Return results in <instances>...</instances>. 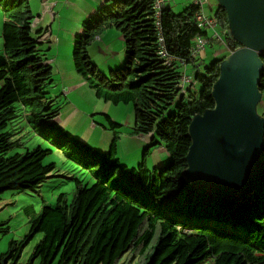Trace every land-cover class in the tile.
<instances>
[{
  "label": "trees",
  "instance_id": "trees-1",
  "mask_svg": "<svg viewBox=\"0 0 264 264\" xmlns=\"http://www.w3.org/2000/svg\"><path fill=\"white\" fill-rule=\"evenodd\" d=\"M112 2L83 24L65 20L69 21L65 35L81 28L80 34L75 32L73 64L97 99L94 114L72 134L57 122L74 100L61 101L48 91L57 85L54 65L49 62L55 49L52 41L40 43L39 37L49 28L35 32L30 0H0L6 16L0 49V194L37 192L55 167L45 163L51 149L39 145L16 151L25 143L17 138L27 128L17 130L24 119L30 129L23 137H39L61 150L77 170L69 178L74 181L71 205L58 216L54 210L47 214L53 213L54 218L39 215L25 238L10 242L8 252L0 255V264H23L24 251L37 234L43 238L24 264H127L125 254L133 247L131 263L145 252L149 256L145 264H264V219L256 220V208H260L254 202L256 195L240 202L213 201L195 190L183 174L191 146V121L215 107L212 90L223 58H213L203 67L199 57H192L198 39L208 35L196 19L202 12L218 19L222 37H211L213 45L232 38L227 12L218 4L208 12L191 3L177 13L170 4L162 11L159 32L154 0ZM50 28L54 35V25ZM117 30L123 39L124 59L105 73L94 63L89 48L98 37L104 38L105 31L113 39ZM161 37L170 61L160 54ZM104 42L110 45L107 39ZM238 47L235 43L234 49ZM261 58L264 62V53ZM184 71L192 82L183 83ZM259 89L263 101L258 112L264 117V71ZM111 106L132 107L133 135L153 136L139 163L133 164L138 169H128L132 163L126 156L130 154L124 155L122 146L117 151V140L123 137L109 113ZM100 137L114 139L111 154L88 155L90 143L96 144ZM157 145L165 147L169 160L151 172L147 165ZM83 169L92 174L87 183L79 176ZM55 170L59 172L57 166ZM130 184L134 190L128 197ZM104 205L110 210L104 209L107 223L99 227V234L93 215ZM8 225V221L0 222V232L8 233ZM177 225L191 233H182ZM141 235L144 239L135 241Z\"/></svg>",
  "mask_w": 264,
  "mask_h": 264
},
{
  "label": "water",
  "instance_id": "water-1",
  "mask_svg": "<svg viewBox=\"0 0 264 264\" xmlns=\"http://www.w3.org/2000/svg\"><path fill=\"white\" fill-rule=\"evenodd\" d=\"M241 46L222 61L213 85L215 107L190 125L186 178L204 196L240 200L264 178V117L258 112L264 62V0H216Z\"/></svg>",
  "mask_w": 264,
  "mask_h": 264
},
{
  "label": "rangeland",
  "instance_id": "rangeland-1",
  "mask_svg": "<svg viewBox=\"0 0 264 264\" xmlns=\"http://www.w3.org/2000/svg\"><path fill=\"white\" fill-rule=\"evenodd\" d=\"M115 0H110L106 3V5L112 4ZM193 3L192 0H177L176 5L172 8L175 12L179 13L183 11L189 4ZM216 0H210V5L206 7V10L209 12L211 7H214L217 5ZM31 6L34 12H38L40 8V3L37 0H31ZM87 6V5H86ZM88 9V8H86ZM4 15L3 12L0 9V49L3 48V38H2V28L4 23ZM85 19H83L84 21ZM87 21V20H85ZM69 21H66L64 23V28L66 24ZM83 24V23H80ZM115 32H119L118 30ZM105 34H108L106 31ZM120 34V32L118 33ZM225 34V32H223ZM105 39H107V43H116V36H111L107 38L104 35ZM75 38V37H74ZM73 38V39H74ZM226 39V37H225ZM114 45V44H113ZM116 53L118 56H114V62L115 60L120 63L124 59V53L125 48L123 42H117L116 43ZM221 49L222 51H225V47L223 45H220L218 43H214L213 45L207 44L206 50H207V58L203 64V67L205 63L207 65H210L213 59V56L217 53V50ZM93 61L96 64L97 67H99V70L108 73V71L105 69V59H110V53L106 52L102 54L103 51H96V47H93L90 51ZM99 52V53H98ZM72 53H73V47L70 51L69 49H64L62 52H59L57 57H60V65L64 66L63 72H61L58 69L57 65H54V79L56 80L55 83H57L60 87H55L53 89L49 88V93H52L55 95V97H58L60 93H63L62 81L65 78H68L71 76V70H75L73 59H72ZM99 54V55H98ZM97 57V58H96ZM51 58V57H50ZM190 71V66H189ZM195 89L198 91L200 89L199 85H196ZM61 91V92H60ZM87 96H90V93H87ZM70 97L72 99H75V95L71 94ZM58 99L63 101L65 98V94L61 95ZM91 100V98H89ZM263 101V99H262ZM103 108H107V106H103ZM70 110L74 113L75 111L70 108ZM258 110L260 111V106H258ZM66 111V114H65ZM95 110L92 111L90 115H93ZM133 108L132 107H110L109 113H111V117L115 120L116 123L121 124L123 126V129H120L118 132H121L123 134V138L119 140L120 145L122 146V152L125 155L130 154V158L126 156V160H129L132 165L128 166V169H138V165L135 166L133 164L139 163L140 157L143 153V150L145 147L149 144V141L145 139L143 135H133L134 132V118H133ZM72 115V114H71ZM76 114H73L70 117L71 119H74ZM22 117H19V119ZM18 119V120H19ZM16 122V121H15ZM14 122V123H15ZM26 119H24L22 122H20V127L17 130H20V128H24L20 131L21 135H19L17 138H22L23 144L22 147L18 148L16 151L18 152H25L28 148L34 149L37 146L41 145L43 149H51L53 153L48 156L45 160L46 163H52L54 162L57 167H59L60 172L56 173V175L53 178L49 180V183L45 185L42 190L39 193L36 192H25V193H16L13 191H6L2 194H0V222L1 221H8L10 225V231L9 233H0V255L7 253L10 249V242L13 240L21 241L23 238H25L26 234L30 230L32 223L34 219L38 217V215L41 214L43 210L46 208H56L58 205V198L61 196V193L67 194V199L70 201L73 198L74 195V181L70 180L72 174H76L77 170H75V166H73L70 163V160L67 158V155L63 153L61 150L54 149L52 145L45 142L39 137H32L30 138L29 135L26 137H23L26 132L28 131V128L30 127L25 126ZM28 125V124H27ZM62 126L63 127H70V123L68 122V108H65V110L62 112ZM82 126H85V123L82 124ZM70 130V129H69ZM78 131L76 126L71 127L70 132L72 134H75V132ZM100 136V135H98ZM102 141V137H100ZM98 148V147H97ZM164 149L163 147H158V149L155 152H158L159 150ZM165 150V149H164ZM149 159H154L157 162L160 160L163 161V165H166V163L169 160L168 154L165 151V153H160L155 155L152 153ZM125 164V163H124ZM156 168L157 165L154 164L153 166L148 165V168ZM73 170V171H72ZM72 171V172H71ZM80 179H82L83 183H87V181L90 180L92 174L86 169H83L80 172ZM42 234H38L34 239L31 241V243L27 246V248L24 251L23 254V260L27 262L29 260V256L34 251L35 246L41 241ZM148 254L145 252L142 253V256L135 262V264H145L148 260ZM34 264H37L35 262Z\"/></svg>",
  "mask_w": 264,
  "mask_h": 264
},
{
  "label": "clouds",
  "instance_id": "clouds-1",
  "mask_svg": "<svg viewBox=\"0 0 264 264\" xmlns=\"http://www.w3.org/2000/svg\"><path fill=\"white\" fill-rule=\"evenodd\" d=\"M31 2V1H30ZM154 3V2H153ZM170 4L172 5V8L176 5V0H172L171 2H169V6H170ZM194 4V3H193ZM154 5V4H153ZM167 5V6H168ZM196 5V4H195ZM208 5H210V0H207V2L204 4V6H203V8H206ZM105 6V5H104ZM103 6V7H104ZM166 6V7H167ZM198 6V5H197ZM200 6V5H199ZM201 7V6H200ZM34 11V10H33ZM40 13V12H39ZM35 14V19L33 20V23H32V27H33V29L35 30V32L37 31V29H39V28H43V26H41V22L43 21V18H44V13L43 12H41L40 14ZM205 14V13H204ZM4 15V14H3ZM206 15V14H205ZM54 16V15H53ZM161 16H162V14H161ZM208 17V16H207ZM4 23H5V21H6V16L4 15ZM217 19V18H216ZM196 21H197V19H196ZM217 21H218V19H217ZM3 23V24H4ZM197 23H198V21H197ZM199 24V23H198ZM41 26V27H40ZM199 26H200V24H199ZM201 27V26H200ZM47 28V27H46ZM49 29H48V31H47V33H43L39 38H40V43H45V44H49L50 42H51V38H52V34L50 33L51 31V28L50 27H48ZM204 31H206V33L208 34L207 36H201L199 39H198V41H197V43H199V40L200 39H202V40H204V41H206L205 42V45H204V49H202L201 51H198L197 52V46H198V44L196 45V46H194L192 49H191V54H192V57L193 58H197V57H199L201 60H200V62L202 63V62H205V60H206V56H205V48H206V46H207V44H210V39H211V37H213V36H215V35H218L219 37H222V34L220 33V24H219V21H218V25H217V27H214V28H212V29H208V28H203V27H201ZM230 31V30H229ZM37 33V32H36ZM2 35H3V28H2ZM230 36H231V34H230ZM232 37V36H231ZM3 38V37H2ZM163 38V37H162ZM3 40H4V38H3ZM163 40H164V38H163ZM229 40V39H228ZM5 42V41H4ZM235 41H233V39L231 38V40H229V41H225L224 39H223V41L221 42V43H218V44H223V45H227L228 46V48H229V54L228 55H226L225 57H223V58H220V59H222V61H224L227 57H229L231 54H233L236 50H238L239 48H241V46L240 47H238L237 49H234V46H235ZM237 44V43H236ZM163 46H164V43H163ZM163 49H165V47H163ZM162 49V50H163ZM166 50V49H165ZM166 52H167V50H166ZM168 53V52H167ZM214 57V56H213ZM216 59V58H215ZM219 59V60H220ZM53 61V62H52ZM222 61H221V63H222ZM50 63H55L56 61L55 60H53V59H51L50 61H49ZM199 62V63H200ZM199 63H198V66H199ZM221 65V64H220ZM186 66L189 68V65L188 64H186ZM75 73H76V71H75ZM77 75V74H76ZM80 79H76V78H73V81H72V85H74V86H77V85H79V87H82V86H84L86 89H87V91L88 92H90L92 95H93V99H91V100H88L93 106H94V108L91 110V112H90V114L92 113V111L93 110H95V106H96V104H97V99H94V91L89 87V84L83 79V77H81V76H79V75H77ZM183 83L184 84H188V83H190V82H192V77L189 75V74H187L186 73V71H184V73H183ZM55 87H58V85H56V86H54L53 88H55ZM71 87V86H70ZM70 87H66V88H63V93L65 94V98H70V95L72 94V92H74V90L73 89H71ZM52 88V89H53ZM61 88V87H60ZM61 92V91H60ZM63 93L61 92L60 93V95L57 97V98H59L61 95H63ZM53 96V98H56L55 97V95H52ZM204 114V113H203ZM203 114H201V115H203ZM197 116H199V115H197ZM197 116H195V117H197ZM194 117V118H195ZM62 117L60 116L59 118H58V124H60V125H62V119H61ZM193 118V119H194ZM113 119V118H112ZM193 119H192V121H193ZM113 121L115 122V120L113 119ZM192 121H191V123H192ZM116 123V122H115ZM116 125V127L115 128H121V129H123V126L121 125V124H118V123H116L115 124ZM191 125V124H190ZM67 131L69 130V129H67L66 127H64ZM71 130V129H70ZM69 130V131H70ZM121 133V132H120ZM189 133H190V127H189ZM135 135V134H134ZM137 135V134H136ZM121 136L123 137V134H121ZM144 137H145V139H147L148 141H149V143L152 141V139H153V136H152V134H148V135H143ZM190 136H191V134H190ZM101 140V139H100ZM104 140H106L105 138H102V141H104ZM114 140V139H113ZM113 140L111 139L110 141H109V143L107 144V145H103L102 144V141L100 142V141H98L96 144H92V143H90V145L91 146H89V151H88V155H93V156H96V155H109V154H111V149H112V142H113ZM121 140V139H120ZM95 143V142H94ZM99 143H101L102 145H99ZM121 143H119V141L117 140V151H118V146H121L120 145ZM191 146H192V137H191ZM191 146H190V148H191ZM98 147V148H97ZM158 147H163L164 149H165V147L163 146V145H157L156 147H154L153 149V152L152 153H154L155 155H157V154H160V153H165V151H166V149L164 150V149H161V150H159L158 152H155L157 149H158ZM190 148H189V151H188V154H187V156H186V162H187V157H188V155H189V153H190ZM29 149V148H28ZM30 150H33V149H30ZM48 157V156H47ZM46 157V158H47ZM46 158H45V160H46ZM264 160V159H263ZM46 163V162H45ZM46 164H49V163H46ZM52 164L55 166L54 167V169H53V171L49 174V177H48V179H47V181H46V183L39 189V191H37L36 193H39L41 190H42V188L45 186V185H47L48 183H49V180L51 179V178H53V177H55V176H58V175H56V170H55V168H56V164L54 163V162H52ZM154 164H156L157 165V167L156 168H161V167H164L165 165H163V161L162 160H160L159 162H157L156 160H154V159H150L149 160V162H148V165H151V166H153ZM147 165V166H148ZM156 168H148L151 172L152 171H154ZM57 169H58V171L60 172V168L59 167H57ZM188 169V164H187V168L183 171V174L185 175V171ZM132 170V169H131ZM186 177V176H185ZM76 178H77V176H76ZM187 179V178H186ZM188 180V179H187ZM263 180H264V178H263ZM263 180H262V183H263ZM190 183H191V185L195 188V186H194V184L190 181ZM262 183L260 184V186H259V188L257 189V191L254 193V194H252V195H250V196H248V197H254L255 195H256V197H254V202H255V204H257L260 208L258 209V208H256V214H255V216L256 215H258L257 216V218H256V220L257 221H260V220H262V219H264V210L263 211H261V205L263 204V202H264V185H262ZM132 184H130V188H129V193H127L126 192V195L129 197L132 193H133V190H134V187L133 186H131ZM262 185V186H261ZM260 189V192H259V194H256L257 192H258V190ZM195 190H197L196 188H195ZM12 191V190H11ZM199 191V190H198ZM13 192H16V191H13ZM200 192V191H199ZM16 193H25V192H16ZM201 193V192H200ZM62 194V193H61ZM202 194V193H201ZM203 195V194H202ZM204 196V195H203ZM204 197H206V196H204ZM248 197H243V198H241L240 200H231V201H224V200H218V199H215V198H209V197H206V198H209L210 200H213V201H218V202H240L242 199H244V198H248ZM73 201H72V199L70 200V201H68V199H67V194L65 193V196L64 195H62V197H60V199L58 200V205H57V207L56 208H46L45 210H43L42 212H41V214L40 215H42L43 217H46L47 216V214L48 213H50L51 211H53V213L55 214V216H58V212H62L63 211V208H65V209H67V207H68V205L70 204L71 205V203H72ZM56 209V210H55ZM104 209H109L110 210V208L108 207V206H105L104 205V207H101L100 209H99V211H97L94 215H93V222H94V225L96 226V228H97V230H98V232H99V234H101L102 232H100V230H99V227L100 226H105V224L107 223V220H106V218H105V213H104ZM53 213H51V214H49L47 217H51V218H54V214ZM39 216V215H38ZM38 218V217H37ZM36 218V219H37ZM96 219H98V221H96ZM35 220V219H34ZM2 222V221H1ZM34 222V221H33ZM255 222V221H254ZM44 223H47V224H50L46 219H45V221H44ZM249 223V222H248ZM8 224H9V222H8ZM240 225V224H239ZM239 225L237 226V227H239ZM9 227H10V225H8ZM177 227H178V229L182 232V233H191V230L190 229H186V228H182V226H178L177 225ZM11 229V228H10ZM31 229V228H30ZM252 229V228H251ZM253 230V229H252ZM30 232V230L28 231V233ZM242 232V231H241ZM27 233V234H28ZM26 234V235H27ZM38 235V234H37ZM37 235H35V237L37 236ZM232 235V234H231ZM230 236V235H229ZM232 236H234V235H232ZM240 237H243V238H246L247 236H244V235H239ZM42 238H43V235H42ZM239 238V237H238ZM142 239H144L143 238V236L141 235L140 237H138L135 241H140V240H142ZM150 245H152V244H150ZM138 246H140V244H138ZM134 248V247H133ZM133 248H131V250H129L126 254H125V260L124 261H126L127 262V264H135L134 262L133 263H131V262H129L131 259H132V257L135 255L134 253H133ZM138 252H139V250H138ZM141 254H142V252H140ZM136 254H139V253H136ZM141 254H140V257H141ZM21 262L24 264V260H23V257H22V259H21ZM136 262V261H135ZM148 262V261H147ZM146 262V263H147Z\"/></svg>",
  "mask_w": 264,
  "mask_h": 264
},
{
  "label": "crops",
  "instance_id": "crops-1",
  "mask_svg": "<svg viewBox=\"0 0 264 264\" xmlns=\"http://www.w3.org/2000/svg\"><path fill=\"white\" fill-rule=\"evenodd\" d=\"M37 1L40 3V8L38 12L36 13L34 12V13L38 14L39 12L40 13L43 12L45 14L43 21L41 22V25H43V27L45 28L46 27L48 28L51 25H54V28H53L54 35H52V38H51V41H52L51 47L55 49V53H53L51 58H53V60L56 61L55 63H53V65H57L58 69L61 72H63L64 66L60 65L61 60H60V57L59 58L57 57V55L59 54V52H62L64 49H69L71 51L73 47V42H74L73 38L76 35L75 32L76 33L78 32V34L81 33V28L77 27V29L75 28L74 33L65 35L64 34L65 20L73 21L74 24L83 23L85 22V20L96 15L98 10L102 8L104 5H106V3L110 0H37ZM83 19L85 20L83 21ZM116 33L117 34H114V36H116V43L123 42L121 35L118 34V32ZM104 35L108 37V34L104 33ZM105 40H106L105 37L102 39L98 37L93 43V45L89 48V51H91L93 47H96V51H103L101 52L102 54L106 52L110 53V59H105V64H106L105 69L108 71L111 68V66L118 64L116 60L115 62L113 60L114 56H118V55L116 53V48H115L116 43H112L108 46H105L104 45ZM220 45H223V44H220ZM223 46L225 47V51L218 49L217 53L214 55L213 58L225 57L226 55L229 54L228 46L227 45L226 46L223 45ZM73 78L80 79L76 75L75 70H71V76L68 78H65L60 84L62 85L63 88L71 86L70 88L74 90L72 94L75 95V99H72L71 97L69 98V100H74V101L73 102L70 101V104L68 107V122L70 123V127L68 128L66 127L67 129H71L72 125L80 127L81 124H83V122L86 121V118L90 116V113L88 112H91V110L94 108V106L89 101H87V98L93 99V95L90 92H88L89 90L87 91V89L84 86L79 87V85L77 86L72 85ZM58 87H61V86H58ZM87 93H90L89 97L87 96ZM70 108L73 109L75 112L73 113L70 110ZM65 114H66V111H65ZM71 114L72 115L76 114V116L74 117V119L70 120V117L72 116ZM109 141L110 140L106 137V140L102 141V144L107 145ZM102 144L99 143V145H102ZM2 222H5V221H2Z\"/></svg>",
  "mask_w": 264,
  "mask_h": 264
},
{
  "label": "built area",
  "instance_id": "built-area-1",
  "mask_svg": "<svg viewBox=\"0 0 264 264\" xmlns=\"http://www.w3.org/2000/svg\"><path fill=\"white\" fill-rule=\"evenodd\" d=\"M172 0H154V10H155V14H156V20H157V26H158V30L159 32L162 31V27H161V14L162 11L166 8V6L169 4V2H171ZM194 4L196 5H200L201 8H203L204 4L207 2V0H192ZM197 21L200 24L201 27L203 28H208V29H212L214 27H217L218 25V21L216 18H209L207 17L203 12L202 14H200L197 17ZM160 41L162 43H164L163 38L161 37ZM204 40L200 39L198 46H197V52L201 51L202 49H204V45H205ZM164 47V46H163ZM160 54L162 55L163 58H167V61L171 60V56H169V54L166 52L165 49H163Z\"/></svg>",
  "mask_w": 264,
  "mask_h": 264
}]
</instances>
